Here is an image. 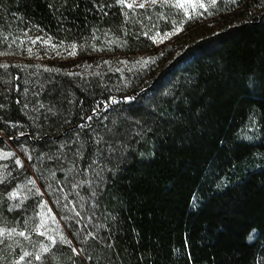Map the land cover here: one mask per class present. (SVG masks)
Listing matches in <instances>:
<instances>
[{
    "label": "trees",
    "instance_id": "1",
    "mask_svg": "<svg viewBox=\"0 0 264 264\" xmlns=\"http://www.w3.org/2000/svg\"><path fill=\"white\" fill-rule=\"evenodd\" d=\"M206 17L214 27L191 22L174 0L131 9L116 0H0V57H12L0 58V142L32 156L0 183V228L19 231L0 236V264L28 251L36 264L38 253L43 264H264V0H216ZM177 28L179 46L160 57L158 36ZM111 39L139 58L135 77L117 86V73L86 78L53 57L14 59L27 45L90 54ZM121 126L144 158L114 161L110 175L97 149ZM32 171L41 183L51 173L94 183L84 218L65 220L79 254L61 240L43 253L34 200L9 197Z\"/></svg>",
    "mask_w": 264,
    "mask_h": 264
},
{
    "label": "rangeland",
    "instance_id": "2",
    "mask_svg": "<svg viewBox=\"0 0 264 264\" xmlns=\"http://www.w3.org/2000/svg\"><path fill=\"white\" fill-rule=\"evenodd\" d=\"M174 1L176 2V0ZM239 1L241 0H235V2ZM130 2L134 5H138L141 3V0H130ZM182 3V8L187 12L191 22L196 20L198 23H201V25L208 23L210 24L209 27H214L215 18L206 17L207 9L213 3V0H182ZM179 29V31L174 30L158 36V41L162 42L160 46H163V50L161 49L162 52L159 55L160 57H164L168 51L175 50L177 46H179L181 35L185 30L184 28ZM118 43L119 41L111 39L106 46H98V48L94 49L95 52L90 54L86 51V47H76L75 45L56 46L55 51L52 49V47H54L52 45H42L40 47L36 45V47L27 45L28 49L23 47L25 49L23 50L20 48L21 53L19 52V56L14 59L20 62L29 60L38 61L45 57L47 59L53 57L56 62L62 64L59 68H66L65 70L69 73L86 78L91 76L102 78L109 72H112V74L117 73V76L114 77L116 80L112 83L113 86H117L119 85V81L126 82L132 80L139 71L137 69L139 58L134 57V54L125 55L121 54L123 52L116 51L115 45ZM149 56L151 57V55ZM68 57H70V60L64 59ZM0 58L9 61L12 57L3 56ZM145 58L149 61L148 56H145ZM29 67L32 68L35 66L30 65ZM36 67H39V65H36ZM101 69L105 72L102 73ZM25 154L24 150L22 151L21 148L14 146L9 141L0 142V179H2L10 169L17 165L15 163L16 159H20L23 166L30 167L29 162L32 156H25ZM17 166L21 167V165ZM81 175H84V173H81ZM57 178L55 173H51L49 176H43L41 183V178L36 175L35 171H32L31 176L24 179L13 190L19 195L12 196L8 194L12 201L19 202L21 205H25V203L31 199L34 200L33 202L36 204L34 209L35 213L31 212L30 217H37L34 231L39 228L40 232L45 233L41 239L35 237V241L37 240L41 245L43 244L42 248L44 246L50 247L51 245V242L47 239L48 235L55 236L57 241L61 240V237L65 240H70L67 238L70 228L66 225L65 220L72 217H79V220L84 218L85 213H87L86 205L89 202L85 195V187L94 185V183L82 181L83 177L80 178L78 175L73 182L71 181L68 183L61 182ZM11 230L12 228H0V231H3V235L8 234L15 238L19 234V231L15 230L13 232ZM36 233L38 232L36 231ZM71 245L76 247L72 241ZM14 255L15 254L11 257L12 264H26L27 260H31L32 264H36L33 260L34 255L26 257L25 261H19V256ZM42 260L46 262L44 255L42 256Z\"/></svg>",
    "mask_w": 264,
    "mask_h": 264
},
{
    "label": "snow or ice",
    "instance_id": "3",
    "mask_svg": "<svg viewBox=\"0 0 264 264\" xmlns=\"http://www.w3.org/2000/svg\"><path fill=\"white\" fill-rule=\"evenodd\" d=\"M146 2H147V0H141V3H139L136 6L143 8L146 6ZM150 2H151V4L155 5L158 3V0H150ZM215 2H216V0H213V3H215ZM233 2H235V0H233ZM116 3L118 5L126 6L128 9H131L134 6V4L132 2H130V0H116ZM176 6L177 7H183L182 0H176ZM125 15H127V14H125ZM179 30H180L179 28L176 29V31H179ZM144 35H147V33H144ZM37 39H39V37H37ZM33 43H35V41H33ZM259 86H264V81H262L261 85H259ZM180 99H181V101H183L185 99V97H180ZM112 102H116L115 98H112ZM104 103H108V101L106 100V101H104ZM93 111H96V109H93ZM87 119L91 120L92 117L88 116ZM121 132H123V126L116 128L114 131L109 130V133H110L109 139L103 141L105 147L103 149H99V148L97 149L101 153V163L104 164V167L101 169V171H107L110 173V175H116L119 171V168H117L114 161H121L126 165L130 159H134L137 156H139L141 159L144 158L143 154L135 152L134 150H132L129 147L128 144L124 143L122 136L119 135ZM20 134L23 135V133H20ZM101 142H102V138L98 139L96 141V143L98 145ZM220 143L223 144L224 141H220ZM105 156H107V161H104ZM15 163L17 165L23 166L22 161L20 159H16ZM94 163H95V161H94ZM108 164H111L112 167H108ZM96 167H100V164H96ZM97 175L99 176V173ZM100 182L101 183L103 182V177H100ZM0 183H3L2 179H0ZM240 186H242V185H237V187H240ZM10 195L17 196L19 194L16 191H13L12 193H10ZM41 227H42V225H41ZM4 231H7V230H4ZM11 231L14 232L15 229H12ZM36 231L41 236L45 235V233L40 232L39 228H37ZM2 235H3V231H0V236H2ZM20 235L24 236L25 232L21 231ZM47 239H48V241L51 242L52 247H54L57 244V239L55 236L48 235ZM61 242L71 244L70 240H65L63 237H61ZM2 243H4V241L0 240V244H2ZM71 250L73 253L79 254L76 247H72ZM41 251L43 253H48L50 251V247L44 246ZM30 256H32V253L24 252L22 255L19 256V261H25V258L30 257ZM35 260L41 261L43 264L41 254H39V253L36 254ZM26 264H32V261L27 260Z\"/></svg>",
    "mask_w": 264,
    "mask_h": 264
}]
</instances>
